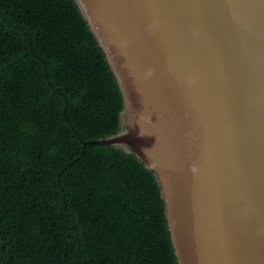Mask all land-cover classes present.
<instances>
[{
	"label": "water",
	"instance_id": "water-1",
	"mask_svg": "<svg viewBox=\"0 0 264 264\" xmlns=\"http://www.w3.org/2000/svg\"><path fill=\"white\" fill-rule=\"evenodd\" d=\"M117 82L92 142L152 171L177 264H264V0H74Z\"/></svg>",
	"mask_w": 264,
	"mask_h": 264
},
{
	"label": "trees",
	"instance_id": "trees-1",
	"mask_svg": "<svg viewBox=\"0 0 264 264\" xmlns=\"http://www.w3.org/2000/svg\"><path fill=\"white\" fill-rule=\"evenodd\" d=\"M121 107L74 0H0V264H177L152 171L92 142Z\"/></svg>",
	"mask_w": 264,
	"mask_h": 264
}]
</instances>
